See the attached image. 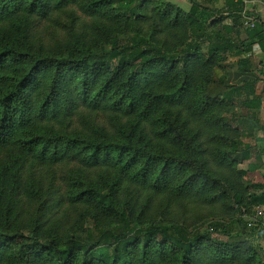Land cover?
Returning a JSON list of instances; mask_svg holds the SVG:
<instances>
[{
	"label": "trees",
	"instance_id": "obj_1",
	"mask_svg": "<svg viewBox=\"0 0 264 264\" xmlns=\"http://www.w3.org/2000/svg\"><path fill=\"white\" fill-rule=\"evenodd\" d=\"M187 1L0 0V264H264V21Z\"/></svg>",
	"mask_w": 264,
	"mask_h": 264
},
{
	"label": "rangeland",
	"instance_id": "obj_2",
	"mask_svg": "<svg viewBox=\"0 0 264 264\" xmlns=\"http://www.w3.org/2000/svg\"><path fill=\"white\" fill-rule=\"evenodd\" d=\"M170 1H174V2L178 3V5H180L184 9H188L189 6H190L187 0H170ZM262 86H263V84L260 85V88ZM261 118L264 121V109H262ZM259 140H261V137L254 138V139H247V140H245V144L246 145L258 144ZM241 168L242 169H246L247 165H243ZM248 179L251 180V181H254V182L262 183L264 181V168L259 173H256V174H253V175H249ZM261 245L263 246V249H264V241H261Z\"/></svg>",
	"mask_w": 264,
	"mask_h": 264
},
{
	"label": "crops",
	"instance_id": "obj_3",
	"mask_svg": "<svg viewBox=\"0 0 264 264\" xmlns=\"http://www.w3.org/2000/svg\"><path fill=\"white\" fill-rule=\"evenodd\" d=\"M248 13H252L255 17L261 18L264 21V0H252L247 4ZM257 62H260V57H256ZM237 76V75H234ZM235 81H232L233 83ZM240 82V78H238L236 83ZM262 85V83L260 84ZM262 88V87H261ZM260 93V92H258Z\"/></svg>",
	"mask_w": 264,
	"mask_h": 264
},
{
	"label": "built area",
	"instance_id": "obj_4",
	"mask_svg": "<svg viewBox=\"0 0 264 264\" xmlns=\"http://www.w3.org/2000/svg\"><path fill=\"white\" fill-rule=\"evenodd\" d=\"M252 20L251 19H247L246 21H245V26L246 27H248V26H253V23L251 22ZM258 216H261L262 215V211L260 210V209H258V214H257Z\"/></svg>",
	"mask_w": 264,
	"mask_h": 264
}]
</instances>
